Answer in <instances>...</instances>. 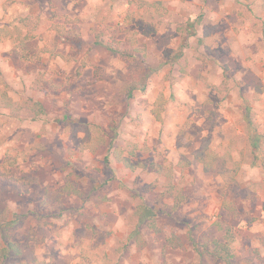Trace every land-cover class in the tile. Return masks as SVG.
<instances>
[{
  "label": "rangeland",
  "instance_id": "rangeland-1",
  "mask_svg": "<svg viewBox=\"0 0 264 264\" xmlns=\"http://www.w3.org/2000/svg\"><path fill=\"white\" fill-rule=\"evenodd\" d=\"M127 1L0 0V162L9 155L23 183L2 182L0 242L4 232L40 264H226L200 259L188 238L207 254L226 221L235 261L247 264L253 251L251 264H264V0H137L155 12L149 36L124 22ZM64 21L75 22L81 42L56 43L53 25ZM29 28L34 38L22 46ZM134 33L147 70L95 44L96 34L107 42ZM136 71L151 73L147 87L126 99ZM87 123L125 156L136 145L137 170L114 159L107 166V147L82 151ZM204 140L240 166L235 186L194 161ZM170 164L174 178L159 172ZM66 184L83 195L57 199ZM179 191L187 198L173 209ZM225 196L238 218L226 216ZM144 203L163 209L159 233L139 222ZM167 233L185 248L166 247Z\"/></svg>",
  "mask_w": 264,
  "mask_h": 264
},
{
  "label": "trees",
  "instance_id": "trees-1",
  "mask_svg": "<svg viewBox=\"0 0 264 264\" xmlns=\"http://www.w3.org/2000/svg\"><path fill=\"white\" fill-rule=\"evenodd\" d=\"M137 0H128L127 4L129 6L126 15L124 16V22L130 26L134 25V27L143 28L145 29V35L149 36L150 33H154L157 31V22L155 17V12H151L148 7L144 8L142 4L135 3ZM155 9L158 11L161 9L162 3L158 2L155 4ZM155 10V11H156ZM160 13L158 14V16ZM161 17V15H160ZM30 21V17H27L24 22L27 24ZM155 21V22H153ZM70 22V21H69ZM160 20H158V23ZM75 22L68 23V21L64 22H57L53 25V30L55 31V38L56 43L59 42H69V43H79L81 42L82 36L81 31L77 29ZM72 26L68 28V25ZM30 32H32V29L29 28L28 33L24 36L23 39V45L25 46L26 42L30 41L32 38H34V35H30ZM143 33V34H144ZM95 44L101 45L107 48V50L117 55L119 58L127 61H138L140 62L141 68L144 70H147L146 62L143 60L142 57L139 58V55L141 52H144V48L140 47L139 41H138V34H131L129 36H125L124 39H116L115 37H112L111 41H103V37L100 34L95 35ZM135 73L132 76H128L127 80L125 81L124 85V91L123 95L126 99H133L135 97V93L140 91H145L147 84L145 83L147 78L150 76V72H146L143 74L142 72L139 73V71L131 72ZM143 74V75H142ZM1 104V103H0ZM7 102L5 103V105ZM160 104L162 106L163 102L160 101ZM2 105V104H1ZM35 108L33 107L32 110H38L39 113H44V108L40 103H34ZM37 108V109H36ZM80 130L85 131V136L83 139L80 140V149L82 151H88L91 153H96L99 150H101L103 147H107V152L104 157V163L109 166L111 163V160H117L119 162L124 163L126 167H129L132 170H137V162L133 163L131 162L130 158L137 156V146L133 145L129 152L131 157L124 155V150L119 148L118 146H114V143H112V138L98 125L93 123H87L84 124V127H80ZM109 142V143H108ZM194 161L198 163L204 172L211 173L214 176H221L223 178V182L225 183V186L231 188L232 186H235L237 184V175L240 171V166L233 161V159L226 154L224 151L217 152L214 150L208 140H204L200 147L195 151L194 153ZM16 162L11 159L9 155H6L5 158L0 162V188L3 181H6L7 183L3 188H9L13 187L14 190H23V183L20 180V177H16L12 175L11 169L16 166ZM142 169L146 170L147 167L144 163L139 162ZM180 164V163H179ZM190 162L187 161L186 165H189ZM168 170L169 175L171 178H174V167L173 165H167V166H161L159 165V172L160 173H166ZM158 172V173H159ZM33 181H36L37 179L35 177H32ZM172 184V183H171ZM176 185H172L169 188V191L165 193V195H170L171 198L174 196L173 190H176ZM178 190V189H177ZM71 192L83 195L81 191L78 189L72 187L70 184H66L61 189L57 190L55 192V197L59 199L62 195H69ZM225 196L222 208L226 212V216L228 218H238L240 216L239 210L233 203V201H230ZM186 195L183 193V191H179L177 194V199H175V206L173 209H177L186 201ZM157 206H150L146 203L140 204L137 208V216L139 218V222L145 223L150 229L155 230L157 233L161 231L160 227L157 225V218L158 215L163 212L162 208L159 209ZM216 228L223 232L224 240H214L213 245L214 248L212 251H207V254H205V250L201 249L200 246L196 243L194 240V237L192 235V232H189L188 238L191 241L195 251L200 256V259L202 260H208V258L211 256L213 259L220 260L225 262L226 264H238L235 260L237 257V254L235 252V249L233 247V243L235 241V234L232 231L231 225H229L226 221H221L216 223ZM2 238L4 239V244L0 242V264H6L7 262H13V264H40L37 259H28L23 256L21 247L12 241H10L6 234L2 233ZM166 247L172 248V249H184L185 244L183 241L175 234L173 233H167L166 236ZM245 262L247 264L253 263L255 260H257V255L251 251L249 253V256L246 257Z\"/></svg>",
  "mask_w": 264,
  "mask_h": 264
}]
</instances>
